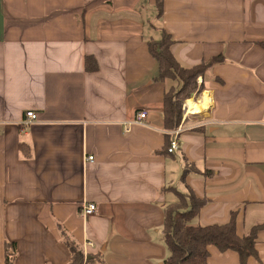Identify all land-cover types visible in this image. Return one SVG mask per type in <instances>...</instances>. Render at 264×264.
Instances as JSON below:
<instances>
[{
    "label": "crops",
    "instance_id": "1",
    "mask_svg": "<svg viewBox=\"0 0 264 264\" xmlns=\"http://www.w3.org/2000/svg\"><path fill=\"white\" fill-rule=\"evenodd\" d=\"M162 29L183 66L221 56L172 154L165 95L181 82L157 79L148 47ZM173 188L208 201L194 225L264 223V0H0V264L7 241L16 264H68L64 231L86 264H163ZM256 250L246 264H264V229ZM208 264L243 263L210 245Z\"/></svg>",
    "mask_w": 264,
    "mask_h": 264
},
{
    "label": "trees",
    "instance_id": "2",
    "mask_svg": "<svg viewBox=\"0 0 264 264\" xmlns=\"http://www.w3.org/2000/svg\"><path fill=\"white\" fill-rule=\"evenodd\" d=\"M162 15V6L159 16ZM174 40L170 33L162 29L159 39L148 41L151 54L156 58L159 66L157 79L160 81L179 80L180 87H171L165 95L164 122L169 131L162 153L172 154L169 151L174 137V131L179 127L183 118V104L187 99L197 98L204 91L203 84L198 79L206 75L221 56H215L207 61L193 66H183L172 51ZM87 69L94 71L98 68L93 57L86 60ZM22 154L25 158L32 156V148L26 142L20 143ZM194 172H199L195 164L187 163L182 179ZM178 195L175 202L168 204L164 209V223L161 229L162 240L166 244L169 255L163 264H208L209 246L216 245L221 251L235 250L246 264L247 259L257 253L256 245L259 232L264 229V223L250 227L247 233L240 236L237 232V212L232 213L231 219L226 223L209 225H194L192 219L197 216L207 204L205 198H199L192 188L182 192L173 188ZM63 236L71 252L68 264H86L92 254L84 251L82 244L73 240L67 231ZM17 247L15 242L7 241L5 248V264H16Z\"/></svg>",
    "mask_w": 264,
    "mask_h": 264
},
{
    "label": "built area",
    "instance_id": "3",
    "mask_svg": "<svg viewBox=\"0 0 264 264\" xmlns=\"http://www.w3.org/2000/svg\"><path fill=\"white\" fill-rule=\"evenodd\" d=\"M185 105L186 104L183 105L184 111H185ZM186 114H187V112H184V116H186ZM27 116H28V119L26 120L27 123L33 122L37 118V115L33 111L28 112ZM146 117H147V111H145V110L139 111L136 118L132 121V123L144 124ZM181 129H182V126H180L177 130H175L173 132L174 135L175 136L178 135V133L180 132ZM177 149H178V141L175 138V139H173V141L171 143V147L169 148V151L174 152ZM88 160L93 161L94 156L90 155L88 157ZM96 211H97V204L93 203V202L87 203L82 207V213H83V215H86V216L92 215Z\"/></svg>",
    "mask_w": 264,
    "mask_h": 264
},
{
    "label": "bare ground",
    "instance_id": "4",
    "mask_svg": "<svg viewBox=\"0 0 264 264\" xmlns=\"http://www.w3.org/2000/svg\"><path fill=\"white\" fill-rule=\"evenodd\" d=\"M186 109L188 113L196 112L198 109H201L199 104L193 100H189L186 103Z\"/></svg>",
    "mask_w": 264,
    "mask_h": 264
},
{
    "label": "rangeland",
    "instance_id": "5",
    "mask_svg": "<svg viewBox=\"0 0 264 264\" xmlns=\"http://www.w3.org/2000/svg\"><path fill=\"white\" fill-rule=\"evenodd\" d=\"M180 82V81H179ZM187 103V102H186ZM184 105V104H183ZM186 112H187V109H186ZM161 241H162V243L165 245V247L167 248V246H166V244L164 243V241L162 240V238H161ZM167 250H168V248H167Z\"/></svg>",
    "mask_w": 264,
    "mask_h": 264
}]
</instances>
